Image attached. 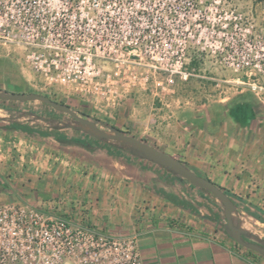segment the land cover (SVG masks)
Instances as JSON below:
<instances>
[{
  "label": "crops",
  "instance_id": "0c3cea01",
  "mask_svg": "<svg viewBox=\"0 0 264 264\" xmlns=\"http://www.w3.org/2000/svg\"><path fill=\"white\" fill-rule=\"evenodd\" d=\"M214 80L212 93L207 80H190L187 91L175 83L158 98L150 129L133 103L128 117L161 150L221 187L234 224L252 236L264 232V101ZM1 102L0 203L135 233L143 264H264L263 254L230 236L223 204L208 191L63 116L35 118Z\"/></svg>",
  "mask_w": 264,
  "mask_h": 264
},
{
  "label": "built area",
  "instance_id": "2783aa9c",
  "mask_svg": "<svg viewBox=\"0 0 264 264\" xmlns=\"http://www.w3.org/2000/svg\"><path fill=\"white\" fill-rule=\"evenodd\" d=\"M203 0H0V47H22L44 87L117 106L154 80L172 91L198 76L190 50L237 74L264 101V35ZM218 11V9H215ZM162 79L155 80L156 74ZM0 264H143L137 235L111 234L27 203H0Z\"/></svg>",
  "mask_w": 264,
  "mask_h": 264
},
{
  "label": "rangeland",
  "instance_id": "374dc122",
  "mask_svg": "<svg viewBox=\"0 0 264 264\" xmlns=\"http://www.w3.org/2000/svg\"><path fill=\"white\" fill-rule=\"evenodd\" d=\"M178 2H187V0H178ZM194 2H198V0H194ZM202 2H206V14L209 17H214V15L218 13L223 14L232 12L233 14L240 15L243 23L252 24L255 34L264 35V0H203ZM216 8L218 11L215 10ZM23 52L24 50L22 47H0V92L40 93L45 96L48 95V98L59 102L61 105H66L74 110L85 113L83 116L96 121L97 124L104 129H107V125L105 124V122H107L121 131L126 130L135 135V137L145 138L149 143L157 145L156 140L152 136L143 132V128L146 127L150 129L153 117L152 113L156 111L155 108L159 107L160 104L158 98L165 97L171 93L165 90L162 91L159 86L154 83V80L151 81L145 89H132L125 98L131 96L133 100H128L126 105L127 109L124 112H119L117 106H120L119 108L121 109L125 108V99L117 106L109 108L102 106L92 98L82 96L61 86L44 87L41 78L27 68L23 59ZM189 67H194L196 74L205 75L208 76V78L192 76L187 81H182L184 82L182 89L186 91L191 89L194 90V88L191 87L190 80L196 81L203 79L209 82L210 86L208 89L210 93H212L215 82L214 78L233 79L237 75L230 71L227 72L214 64L211 56L208 54H198L194 48L190 50ZM154 79H162V75L157 73ZM178 82H180V80H176L175 83ZM248 95L252 96L253 94L249 91ZM1 103L6 104V106H11L12 109L32 112L34 116L38 118L56 117L60 115L68 122L77 124V122L66 113L57 112L40 100L24 102L2 100ZM132 103L136 112L138 111L142 115L140 120H145L146 122L143 124V128L134 125L128 117V105ZM138 105L142 108L140 111L138 110ZM85 128L91 131L88 127ZM256 233L257 234L251 238L245 237V240L253 242L264 241V232L260 230V232L257 231Z\"/></svg>",
  "mask_w": 264,
  "mask_h": 264
},
{
  "label": "water",
  "instance_id": "95a60500",
  "mask_svg": "<svg viewBox=\"0 0 264 264\" xmlns=\"http://www.w3.org/2000/svg\"><path fill=\"white\" fill-rule=\"evenodd\" d=\"M0 100H12L18 102L40 100L49 105L55 111L69 115L77 122L76 125L79 127H88L91 129L92 132L89 130L88 131L91 132V134H93L96 138L106 142L123 143L124 146H127L129 151L135 152L140 156L167 168L168 170L175 173L178 179H186L192 185L208 191L223 204L226 226L230 236L240 245L264 255V241L253 242L245 240V237L251 238L255 234L252 236H247L246 232L242 231L234 224L231 217V210L234 205L228 194L217 184L203 176L196 174L194 171L187 168L183 162L166 153L165 151L121 130L104 129L100 127L96 121L91 120L79 114L76 110L70 108L69 106L61 105L59 102L52 100L40 93L26 94L0 92ZM34 117L38 118L36 116ZM241 234L243 236H241Z\"/></svg>",
  "mask_w": 264,
  "mask_h": 264
},
{
  "label": "trees",
  "instance_id": "16d2710c",
  "mask_svg": "<svg viewBox=\"0 0 264 264\" xmlns=\"http://www.w3.org/2000/svg\"><path fill=\"white\" fill-rule=\"evenodd\" d=\"M46 96H48V95H46ZM76 111H77L79 114H81V115H85V113H83V112H80V111H78V110H76ZM105 124L107 125V129H109V130H119V129H117L116 127H114L112 124H108L107 122H105ZM123 132L133 135L132 133H130V132L126 131V130L123 131ZM133 136H135V135H133ZM138 138H139L140 140H142V141H145V142L149 143L148 140H146L145 138H142V137H138ZM149 144H151V145H153V146L159 148L157 145H155V144H153V143H149ZM159 149H160V148H159ZM241 236H243V235L241 234Z\"/></svg>",
  "mask_w": 264,
  "mask_h": 264
}]
</instances>
